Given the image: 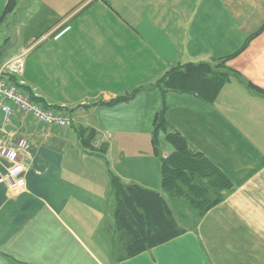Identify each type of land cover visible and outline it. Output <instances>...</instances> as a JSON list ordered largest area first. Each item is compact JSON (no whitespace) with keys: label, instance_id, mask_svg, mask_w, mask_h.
<instances>
[{"label":"crops","instance_id":"0c3cea01","mask_svg":"<svg viewBox=\"0 0 264 264\" xmlns=\"http://www.w3.org/2000/svg\"><path fill=\"white\" fill-rule=\"evenodd\" d=\"M13 31L0 65L21 55L23 89L72 122L13 108L9 143L26 140L30 158L23 190L0 184V264H264V0H18L0 47ZM222 61L211 102L155 87L171 67ZM162 107L231 183L204 215L162 188L172 149L156 154L151 137ZM8 167L0 158V175ZM110 176L159 195L178 235L126 257Z\"/></svg>","mask_w":264,"mask_h":264},{"label":"trees","instance_id":"16d2710c","mask_svg":"<svg viewBox=\"0 0 264 264\" xmlns=\"http://www.w3.org/2000/svg\"><path fill=\"white\" fill-rule=\"evenodd\" d=\"M18 0H8L0 24L16 8ZM5 41L3 46L6 45ZM3 47H0V50ZM221 65L189 63L171 67L155 84L162 90L196 94L206 102L214 100L228 74L216 72ZM16 81L15 77H10ZM132 93L131 96H133ZM129 98L116 99L111 106ZM166 109L155 115L152 125V146L157 154L161 142L168 144L172 151L162 159V188L174 198L183 200L199 216L224 200L231 183L202 154L195 151L185 139L170 130L165 119ZM117 198L115 219L116 227L122 233L126 257L135 256L146 249L161 244L174 236L175 224L170 212L159 195L142 190L138 186L124 188L117 178L110 176ZM175 231V232H174Z\"/></svg>","mask_w":264,"mask_h":264},{"label":"built area","instance_id":"2783aa9c","mask_svg":"<svg viewBox=\"0 0 264 264\" xmlns=\"http://www.w3.org/2000/svg\"><path fill=\"white\" fill-rule=\"evenodd\" d=\"M22 68L21 55L0 66V134L6 135V139L0 141V158L9 164L5 174L0 175V184H5L14 193L25 188L21 159L30 158V153L29 144L24 139L18 140L13 146L9 143L13 132L7 128L11 125L13 108L49 127L67 129L72 122L71 119L62 116L57 109L39 103L36 93L31 92L32 95H28L23 89ZM10 77H15L16 81H12Z\"/></svg>","mask_w":264,"mask_h":264},{"label":"water","instance_id":"95a60500","mask_svg":"<svg viewBox=\"0 0 264 264\" xmlns=\"http://www.w3.org/2000/svg\"><path fill=\"white\" fill-rule=\"evenodd\" d=\"M17 36L16 32L12 33L10 40L6 43V45L0 50V56H3L6 52L13 49L16 46ZM122 184V183H121ZM123 185V184H122Z\"/></svg>","mask_w":264,"mask_h":264},{"label":"rangeland","instance_id":"374dc122","mask_svg":"<svg viewBox=\"0 0 264 264\" xmlns=\"http://www.w3.org/2000/svg\"><path fill=\"white\" fill-rule=\"evenodd\" d=\"M13 32H15V31H13ZM16 36H17V34H16ZM11 51H12V49H11V50H9V51L7 52L6 56H5V55H4V56H2V57H1V58H2V60L4 59V57H7L8 55H10ZM3 63H4V62H3ZM3 63H2V64H3ZM2 64H1V65H2ZM1 65H0V66H1ZM176 200H177V201H180V202H184V201H183V200H181V199H176ZM182 209H183V207H182Z\"/></svg>","mask_w":264,"mask_h":264}]
</instances>
